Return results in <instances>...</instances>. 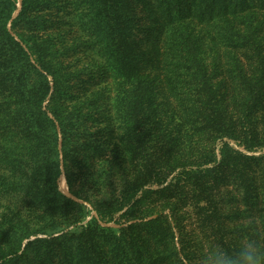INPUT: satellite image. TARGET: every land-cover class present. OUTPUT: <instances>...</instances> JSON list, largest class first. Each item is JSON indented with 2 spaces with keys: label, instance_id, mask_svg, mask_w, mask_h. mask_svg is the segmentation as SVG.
Segmentation results:
<instances>
[{
  "label": "trees",
  "instance_id": "obj_1",
  "mask_svg": "<svg viewBox=\"0 0 264 264\" xmlns=\"http://www.w3.org/2000/svg\"><path fill=\"white\" fill-rule=\"evenodd\" d=\"M36 1L45 9L52 6L51 0ZM15 3L0 0V120L20 117L24 122H17L12 130L5 125L10 138L20 133L21 143L19 148L8 147L6 153H0V161L11 172V178L2 182L0 189H15L29 194L36 204L52 205L65 221L74 216L75 225L85 208L56 190L59 150L55 121L63 137V163L71 186L67 144H74L75 135L89 133L86 122L91 116L80 106L70 109L69 104L76 101L75 91L88 89L89 85H85L79 71L62 74L65 67L56 61L65 56L52 36L36 40L17 33L20 23H30L26 18L30 0H22L21 11L11 23L19 39L10 35L6 24ZM260 3L264 6V0ZM140 4L144 17L131 13ZM250 4V0H79L77 7L87 11L85 30L92 38L91 47L101 59L100 74L117 82L111 104L123 122L129 166L120 170L118 195L110 176V194L97 203L71 189L95 211L96 217L86 226L61 236L66 238L60 242L57 238L41 239L51 249L34 253L30 250L38 240L24 247L21 240L7 241L10 247L0 251V264H41L40 259H47V264H195L200 252L197 237L231 251L237 237L248 233L253 220L264 221V124L261 134L255 124V114L264 111V54L254 36L257 27L254 33L251 29L249 35L235 41L227 37L240 48H251L253 53L247 58L254 61L247 67L234 61L228 73L230 82L226 83L217 73L218 68L208 70L204 66L190 25L218 24L231 31L233 20ZM246 16L249 20L250 15ZM143 18L149 24L147 28L138 26ZM31 21L38 23V17ZM48 26L49 30L54 24ZM161 62L175 77L187 79L185 86L191 90L187 97L190 123L194 132L210 144L201 153L190 150L176 156L170 150L178 146L180 139L167 140L162 154L167 161L164 173L159 175L152 167L156 157L145 151L139 118L153 98L150 82L141 72ZM46 74L53 78L47 109L54 120L41 107L50 89ZM57 103L61 106L58 109ZM67 108L70 115L63 112ZM156 111L150 112L154 116ZM73 116L79 118L77 131L65 120ZM91 151L99 157L102 146L95 144ZM256 151L261 153L248 154ZM75 156L72 158L79 167ZM30 166L39 170L43 187L31 177H12L14 171ZM44 188L45 192H40Z\"/></svg>",
  "mask_w": 264,
  "mask_h": 264
},
{
  "label": "rangeland",
  "instance_id": "obj_2",
  "mask_svg": "<svg viewBox=\"0 0 264 264\" xmlns=\"http://www.w3.org/2000/svg\"><path fill=\"white\" fill-rule=\"evenodd\" d=\"M250 1V6L245 8L238 18L233 20V30L231 31H226L223 29V25L219 26L218 24L214 26H211L212 24H197L194 22L190 24L191 27H194L192 31L193 37L199 42L198 49L204 66L208 70L214 67L218 68L217 73L226 79V83L230 82L228 73L233 68L232 63L234 61H238L245 67H247L248 62L254 61L247 58L248 55L253 53L251 48H240L236 44L234 45L227 37L230 36L235 41L242 35H249L251 29H254V33L257 27L254 36L259 41L260 52L264 54V6H261L260 0ZM78 2L79 0H51L52 6L45 9L36 0H30L29 15L28 13L26 15L30 23L22 20L28 26L20 23L16 31L30 39L36 40H43L47 36H52L55 39L56 47L65 56L56 61L65 67L62 70V74L79 71L82 77L85 78V85H89L88 89L75 91L76 101L69 104L70 109L73 106H80L83 113L91 116L86 122L87 131L91 134L88 133L85 136L75 135L74 144H67L71 186L68 183L63 163V137L59 130V125L55 121L57 148L59 150V175L56 179V190L66 198L84 207L85 212L81 214L80 221L74 225L72 224L75 219L74 216L65 221L66 219L64 220L52 205L45 203L36 204L29 194H24L15 189L11 192L0 189V251L8 249L10 245H8L7 241L12 239L21 240L22 247L28 242L38 240V242L33 244L34 249L30 250L31 253L40 249H51L44 246L41 239L51 240L57 238L60 242L63 238H66H61V236L77 230L76 228L86 226L93 217H96L95 211L89 202L77 198L71 192V189L84 193V196L97 203L110 194L107 181V177L110 176L111 184H113L115 189L114 193L118 195L120 190L118 181L120 170L129 166L128 154L125 149L126 135L123 131V122L115 115L111 104L112 99L117 94V82L112 77L105 79L100 74L101 59L97 51L91 47L92 38L87 35L85 30L88 20L87 11L80 6L77 7ZM21 8L22 0H16L15 7L10 13L6 24L10 35L16 40L19 38L15 30H12L11 23L18 16ZM131 13L135 14L136 17H144L143 5L140 4L135 7ZM248 14L250 15L249 20L246 16ZM36 17H38V23L32 22L31 19ZM32 23L36 25V29L32 27ZM50 23H53L54 27L48 30ZM138 26L147 28L149 24L146 18L141 19ZM166 63L168 64V62ZM173 70L176 72L178 68L173 67ZM141 76L150 82L153 94L151 106L147 107L144 114L139 118L141 132L143 133L142 138L145 141L144 144H147L146 153H153L156 157V162L152 164V167L154 165V171H157L160 175L164 173L165 161H167L162 155L165 152L163 149L166 148L165 142L167 140H173L174 137L180 139L178 146L170 150L173 152L171 155L176 156L185 154L190 150L201 153L210 144V141L207 143V139L196 134L190 123V106L187 104V97L191 90L185 86V80L187 79L180 76L175 77L167 70L164 62L144 68ZM46 80L50 89L48 95L41 103V107L48 117L54 120L53 114L47 109L53 91V78L51 75L46 74ZM90 80L93 83H90ZM229 87L231 88L230 84ZM230 88L229 92H231ZM60 107L59 104L57 109ZM156 108L157 111L153 116V112L150 111ZM70 109L67 108L63 112L70 115ZM255 118L256 127L261 134L263 132L264 111L257 112ZM17 119L0 120L1 154L3 152L6 153L8 147H20L21 141L18 137L20 133L10 138V134L4 131L6 123L9 130H12L17 122L19 124L24 122L20 117ZM78 119L76 116L65 118L67 125L70 127L75 126L74 130L76 131L78 130ZM229 142L234 148L246 152L235 146L232 141ZM95 144L102 146L101 156L99 157H95L91 151V147ZM74 153L75 157L79 159V167L75 165L72 158ZM259 153L261 151L248 152L250 155H258ZM13 175L15 176L12 177L21 176L25 179L31 177L30 179L34 180L36 185L44 186L39 170L34 166L27 167L21 172L14 171ZM0 178H2L0 184L11 178L10 169L1 161ZM8 183L6 182V184ZM27 192L33 194V191L27 190ZM40 192H45V188ZM100 225L118 226L114 223H109L108 225L100 223ZM24 235H27V237L22 238ZM41 252L42 255H48V252ZM41 261L40 259L39 263L47 264V259Z\"/></svg>",
  "mask_w": 264,
  "mask_h": 264
},
{
  "label": "clouds",
  "instance_id": "obj_3",
  "mask_svg": "<svg viewBox=\"0 0 264 264\" xmlns=\"http://www.w3.org/2000/svg\"><path fill=\"white\" fill-rule=\"evenodd\" d=\"M195 264H264V221L253 220L248 233H241L231 251L212 240L201 242Z\"/></svg>",
  "mask_w": 264,
  "mask_h": 264
},
{
  "label": "water",
  "instance_id": "obj_4",
  "mask_svg": "<svg viewBox=\"0 0 264 264\" xmlns=\"http://www.w3.org/2000/svg\"><path fill=\"white\" fill-rule=\"evenodd\" d=\"M73 199H75V198H73Z\"/></svg>",
  "mask_w": 264,
  "mask_h": 264
}]
</instances>
